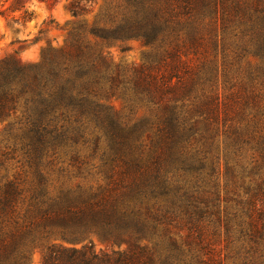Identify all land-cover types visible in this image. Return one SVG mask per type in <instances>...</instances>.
<instances>
[{
	"label": "trees",
	"instance_id": "1",
	"mask_svg": "<svg viewBox=\"0 0 264 264\" xmlns=\"http://www.w3.org/2000/svg\"><path fill=\"white\" fill-rule=\"evenodd\" d=\"M92 1L66 0L62 46L0 60V264L35 247L41 264H264V85L233 79L264 59V0H121L78 21ZM130 39L150 52L114 63L104 47Z\"/></svg>",
	"mask_w": 264,
	"mask_h": 264
},
{
	"label": "rangeland",
	"instance_id": "2",
	"mask_svg": "<svg viewBox=\"0 0 264 264\" xmlns=\"http://www.w3.org/2000/svg\"><path fill=\"white\" fill-rule=\"evenodd\" d=\"M32 18L24 24H15L9 17L0 16V60L15 58L20 63H34L40 58V53L47 46L60 47L63 45L67 31L75 19L66 9V0H23ZM121 0H93L90 10L78 18L87 24L92 23L98 14L107 6H115ZM7 14H9L7 12ZM18 14V13H16ZM123 45L126 50H121L119 43L105 46L111 60L122 65H138L144 61L145 55L150 52V47L136 39L126 40ZM234 76L237 82H252L264 85V59L251 54L243 56L233 62ZM110 103L115 109L121 108V102L111 99ZM7 121L0 123V138ZM2 172V171H1ZM77 246L80 244H76ZM93 249L107 252L111 250L123 251L125 244H111L106 240L93 237ZM27 264H41V250L32 248Z\"/></svg>",
	"mask_w": 264,
	"mask_h": 264
}]
</instances>
